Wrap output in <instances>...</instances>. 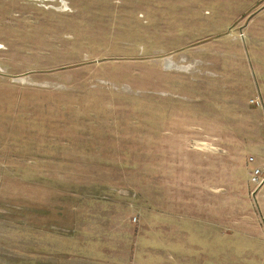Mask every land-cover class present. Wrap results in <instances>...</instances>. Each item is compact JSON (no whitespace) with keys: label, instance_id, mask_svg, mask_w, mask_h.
Returning <instances> with one entry per match:
<instances>
[{"label":"rangeland","instance_id":"374dc122","mask_svg":"<svg viewBox=\"0 0 264 264\" xmlns=\"http://www.w3.org/2000/svg\"><path fill=\"white\" fill-rule=\"evenodd\" d=\"M257 169L264 0H0V264H264Z\"/></svg>","mask_w":264,"mask_h":264},{"label":"built area","instance_id":"2783aa9c","mask_svg":"<svg viewBox=\"0 0 264 264\" xmlns=\"http://www.w3.org/2000/svg\"><path fill=\"white\" fill-rule=\"evenodd\" d=\"M252 104L260 105V103L255 100L252 101ZM253 160L254 159H251V161ZM251 181L256 184V186L261 187L264 184V173L260 169L255 170L251 175Z\"/></svg>","mask_w":264,"mask_h":264}]
</instances>
